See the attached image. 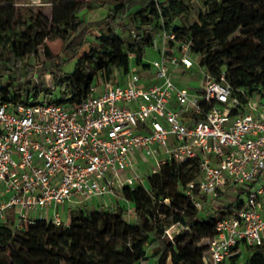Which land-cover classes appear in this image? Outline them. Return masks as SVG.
Listing matches in <instances>:
<instances>
[{
	"label": "built area",
	"instance_id": "1",
	"mask_svg": "<svg viewBox=\"0 0 264 264\" xmlns=\"http://www.w3.org/2000/svg\"><path fill=\"white\" fill-rule=\"evenodd\" d=\"M150 50L157 58L121 81L99 73L78 105L0 103V223L10 220L14 230L39 221L59 226V207H87L97 198L107 207L165 163L195 159L199 176L184 194L196 210L234 186L247 196L217 221L203 262L245 264L243 249L249 256L264 245V98L242 105L224 74L204 70L201 88L177 85L176 78L202 67L173 33H154ZM141 156L156 163L146 177ZM172 230H165L170 240Z\"/></svg>",
	"mask_w": 264,
	"mask_h": 264
},
{
	"label": "trees",
	"instance_id": "2",
	"mask_svg": "<svg viewBox=\"0 0 264 264\" xmlns=\"http://www.w3.org/2000/svg\"><path fill=\"white\" fill-rule=\"evenodd\" d=\"M191 0H52L51 18L42 15L41 6L14 5V0H0V103L42 102L80 104L99 73L110 80L115 70L125 75L133 56L134 69L147 67L143 58L152 46L154 33L165 30L190 44L200 66L211 76L224 74L242 105L252 97L264 98V0H200L197 19L187 27ZM109 10L93 20H82L80 12ZM99 9V10H98ZM137 23L125 33L122 19ZM99 32L90 40V32ZM59 39L61 55L52 56L45 43ZM89 49L80 54L84 47ZM43 47L48 61L43 62L54 89L30 87V70L22 61ZM76 58L72 73H64L62 64ZM48 67H50L48 69ZM44 69V70H45ZM58 97L52 98L54 91ZM243 110V108H242ZM199 176L195 159L172 161L146 177L145 186L123 188L121 195L132 208V220L119 204L110 207L90 205L70 213L69 223L56 226L39 221L13 229L11 221L0 223V248L17 243L0 264H139L150 258L154 264H204V253L187 244L197 243L216 234V223L236 211L246 189L231 187L221 197L230 202L202 215L188 203L184 190ZM219 196V197H220ZM217 198L216 200H218ZM210 206V204H209ZM207 210V211H208ZM175 226L170 240L165 230ZM125 242L128 244L122 245ZM156 246L150 255L146 247ZM114 254L115 258H110ZM245 264H264V245L244 259Z\"/></svg>",
	"mask_w": 264,
	"mask_h": 264
},
{
	"label": "rangeland",
	"instance_id": "3",
	"mask_svg": "<svg viewBox=\"0 0 264 264\" xmlns=\"http://www.w3.org/2000/svg\"><path fill=\"white\" fill-rule=\"evenodd\" d=\"M14 5L16 7L18 6H29L31 7L33 10L35 8H37V6H41V12L42 15L47 18L48 20H50L51 18V12H52V8L54 3L52 2V0H14ZM201 8V3L200 0H191L188 4V12L186 15V22H182V24L180 23L179 20L175 21V24L178 25H182L187 27L188 25L192 24L193 22L196 21L197 19V11ZM99 10V9H98ZM101 11L99 12H90L89 14H87L86 11H82L80 12V17L82 20H93L95 18H98L100 16V12H105V10H109V8L107 6L103 7V9H100ZM122 25H124V29H125V33L120 31V36H124V34H127L130 31H134L137 23L135 21H133L130 17H125L122 19ZM97 32H99L98 28H93L92 31L90 32V40L92 41L93 45H97V42L95 41V39L93 38L94 34H96ZM50 50V53L52 56H60L61 55V47H62V43L59 39H56L54 41H49L47 40L45 42ZM89 48L86 46L84 47L80 54L85 53ZM157 58V54L153 51H151L150 49H147L143 58V62H150L154 59ZM48 61V64L53 63L52 60H47L45 55H44V50L43 47H40L38 49V51L32 55V56H28L26 57L21 64H23L24 66H26L27 69L30 70V75L29 76H20V80L21 82H25L27 79L30 80V87L33 86H40L43 89H53L54 85H53V81H52V76L50 74V72L44 68V66L42 65L43 62ZM76 64V58H71L69 60H66L62 66H61V70L64 73H72L74 71V67ZM135 67V63L133 61V57H130V68L131 70H133ZM50 67H48L49 69ZM45 69V70H44ZM203 68H199V66L195 65L190 71H186L178 81H176L177 83H179L180 86L185 87L187 89L190 90H196L201 88L203 80H202V73H203ZM114 77L118 78V81H121L122 79V72L120 70H115L114 71ZM56 97H58L57 91H54V94L52 96L53 99H55ZM43 99V96L40 95L38 98V102H41ZM139 162V167L141 168L140 171L145 174V177L148 174V167H154L155 166V161L150 158V157H143L141 156ZM145 184H147L146 180H145ZM115 199L116 204H119L120 206H122L123 208L126 209V211L128 212V220H132L133 216H132V208L130 206V204L121 197V195L118 194V196ZM247 196L246 193H244L241 196V200L246 201ZM94 202L91 203V205H99V204H103V199L101 198H97L93 200ZM107 202H109V200H107ZM230 202V200L228 198H224V197H219L218 200H215L214 202H212L210 204V206H206L203 211H202V215H205L206 213H209V211L217 206H224L226 204H228ZM78 208L76 206H69L67 207V205H64V209L63 207H59L57 210V215L58 217L61 219V221L63 222H67V219L70 216V213L74 212V210ZM210 209V210H208ZM208 210V211H207ZM175 234V230H172ZM157 242H154L151 244H149L146 247V251L147 253L150 255L151 250L156 246ZM122 245H126L128 246L127 243L122 242ZM187 244H189L190 246L194 247L195 249L199 250L200 252L206 254L208 251V245H209V241L207 239H201L199 240L197 243H193L192 241H190V239H187ZM14 246H16V248L19 247V245L17 243H15V245L10 244L8 245V247L6 249L4 248H0V260L3 258H7L9 255V250L15 248ZM116 256L114 254L110 255V258H115ZM248 257V253L245 249H243V260L246 259ZM149 264H154V259L150 258L148 260ZM147 262V263H148ZM167 264H170V261H167Z\"/></svg>",
	"mask_w": 264,
	"mask_h": 264
},
{
	"label": "crops",
	"instance_id": "4",
	"mask_svg": "<svg viewBox=\"0 0 264 264\" xmlns=\"http://www.w3.org/2000/svg\"><path fill=\"white\" fill-rule=\"evenodd\" d=\"M99 11H101V10H99ZM99 11H97V12H99ZM100 13H102V12H100ZM100 16H101V14H100ZM178 74V73H177ZM180 78H176L175 79V82L176 81H178ZM177 83V82H176ZM177 85H179V83H177ZM124 199V198H123ZM125 200V199H124ZM125 202H126V200H125ZM114 204H116V202H115V199H110L109 200V202H108V206L107 207H110V206H112V205H114ZM99 205H101V204H99ZM69 206H75V205H67V207H69ZM90 206V205H89ZM103 206V205H102ZM63 207V209H64V206H62ZM76 207H79V206H76ZM104 207H106V206H104ZM69 223V218L67 219V222H64V224H68ZM145 264H149V262L148 263H145Z\"/></svg>",
	"mask_w": 264,
	"mask_h": 264
}]
</instances>
